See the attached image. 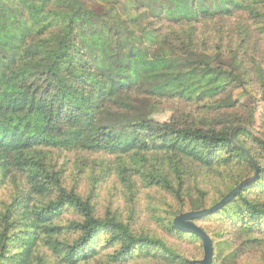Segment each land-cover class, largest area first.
Listing matches in <instances>:
<instances>
[{
	"label": "trees",
	"instance_id": "1",
	"mask_svg": "<svg viewBox=\"0 0 264 264\" xmlns=\"http://www.w3.org/2000/svg\"><path fill=\"white\" fill-rule=\"evenodd\" d=\"M16 17L25 26L0 43L9 64L0 185L10 189L0 264H44V251L66 264L104 255L111 264H200L201 239L174 218L254 175L243 147L257 179L195 222L213 240V264H264V121L258 128L257 107L245 102L264 100V0H25ZM165 105L171 118L153 119ZM63 153L99 161L82 159L71 184L55 159ZM106 157L130 197L128 218L100 211L98 194L85 192L89 168ZM145 190L167 196L151 202L148 231L139 224ZM185 243L201 257L184 255Z\"/></svg>",
	"mask_w": 264,
	"mask_h": 264
},
{
	"label": "rangeland",
	"instance_id": "2",
	"mask_svg": "<svg viewBox=\"0 0 264 264\" xmlns=\"http://www.w3.org/2000/svg\"><path fill=\"white\" fill-rule=\"evenodd\" d=\"M25 0H0V30L3 28L5 29L4 32L0 33V43L1 41L6 37L7 32H12L16 30H21L23 26H25L24 21H20L16 17L17 9L19 8L20 4H23ZM232 26H230L231 29ZM234 29V28H233ZM227 31H229L227 29ZM9 68V64L6 63V61L0 56V81L5 77L7 70ZM246 103L255 104L256 109V126L262 127L263 121H264V100L262 96H258L256 101L253 99H246ZM185 112L190 115L193 112H195V107L186 109ZM173 114L172 110H169V106H166L152 114V118L158 121H165L169 120ZM8 129V122L2 117V104L0 101V140L6 135ZM84 157L76 156L75 154L67 153L62 154L61 158L56 154L55 159L62 162V164L67 163L69 167V174H70V182L73 184V178L74 175L77 173V165L82 159L89 158L92 163L96 161V163L99 161V157L97 155H93L91 153L84 154ZM155 154L149 155V158H153ZM107 161L111 162L106 165H100L97 166L96 169L89 168V172L86 177L83 179V184L85 187V192L88 193L89 191H93L97 193L98 195L95 198V201L97 202L99 206L100 211H105L107 209H111L112 212L116 211L119 214H122L124 217L128 218L132 214L133 207L130 205L131 200L129 196H126V194H123L121 192V187L118 183L117 177H116V170L115 174L113 173V169L111 168L114 164V157H106ZM110 165V166H108ZM76 172V173H75ZM13 179H16L12 176ZM199 179L202 181L205 178L199 177ZM209 180V179H208ZM195 181V180H194ZM206 188H210L213 190V192H216L219 189H216L212 187V183L208 184L205 183ZM197 185L196 182L193 183V186ZM2 186L0 185V204L6 201L8 197L10 196L8 194V191L10 192V189L8 191H4L1 189ZM7 189V187L5 186ZM164 197V198H163ZM167 196L163 194L162 192L158 190H145V192L138 195V199H140V209H141V217H139V224L143 228H146V231L154 229L153 220L149 217V214L152 212V209L154 206L151 204L152 201H158L162 199L160 202L163 204L165 203V198ZM214 198V197H213ZM212 200V198L210 199ZM139 201V200H138ZM210 204V202L208 201ZM208 204V205H209ZM155 210V208H154ZM179 250L187 256L193 257V258H199L201 257L202 253L200 249H198L197 246L193 245L192 243H185L181 245ZM44 254H46V257L44 259V264H66L61 262H56L52 256H49L45 251ZM105 256V255H104ZM104 256H101L97 258L96 260L88 263V264H111L108 259ZM257 259L253 258H247L246 263L247 264H255L257 262ZM143 261V260H140ZM161 261V260H160ZM158 260H147L145 261L146 264H167L160 262ZM40 262V261H39ZM37 264V263H35ZM86 264V263H82ZM133 264V263H130Z\"/></svg>",
	"mask_w": 264,
	"mask_h": 264
},
{
	"label": "water",
	"instance_id": "3",
	"mask_svg": "<svg viewBox=\"0 0 264 264\" xmlns=\"http://www.w3.org/2000/svg\"><path fill=\"white\" fill-rule=\"evenodd\" d=\"M234 131L232 132V140L235 141ZM243 151L248 155L250 161L253 163L255 167V173L253 176L246 178L236 187H234L228 194H226L218 203L209 207V208H202L199 210H190L181 212L174 218V225L182 231L193 233L197 235L202 243L204 248V257L199 261L200 264H213L214 259V244L213 240L210 235L195 221L197 219L206 217L210 214L215 213L218 209L222 208L225 204L230 202L233 198H235L243 188L253 183L259 174V167L257 162L255 161L254 157L252 156L251 152L247 148H242Z\"/></svg>",
	"mask_w": 264,
	"mask_h": 264
}]
</instances>
